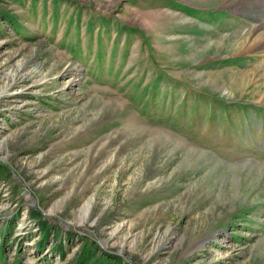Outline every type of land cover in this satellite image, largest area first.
I'll return each instance as SVG.
<instances>
[{
  "label": "rangeland",
  "instance_id": "374dc122",
  "mask_svg": "<svg viewBox=\"0 0 264 264\" xmlns=\"http://www.w3.org/2000/svg\"><path fill=\"white\" fill-rule=\"evenodd\" d=\"M260 44L264 0H0V264H264Z\"/></svg>",
  "mask_w": 264,
  "mask_h": 264
},
{
  "label": "bare ground",
  "instance_id": "6f19581e",
  "mask_svg": "<svg viewBox=\"0 0 264 264\" xmlns=\"http://www.w3.org/2000/svg\"><path fill=\"white\" fill-rule=\"evenodd\" d=\"M251 4V3H250ZM250 6V5H249ZM262 25L263 24H261V27H262ZM229 37V36H228ZM227 39V38H226ZM237 39H240V36L238 35V34H235V35H232V37L230 38V39H228V40H231V41H233V40H236L237 42L239 41V40H237ZM221 40V39H220ZM219 41V40H218ZM229 43H230V41H228ZM225 45V44H224ZM222 46V45H221ZM239 46V45H238ZM213 47V46H212ZM256 50H261L263 53H264V44H260L257 48H255ZM255 49H253V50H255ZM208 50V49H207ZM125 126L127 127L125 130H128V131H133V130H131V129H134V128H132L134 125L132 124V123H130V122H128L127 121V123L125 124ZM249 163H247V165H248ZM242 166H244L245 167V165H246V163H243V164H241ZM250 165V164H249ZM253 165H255V164H253ZM257 165V164H256ZM237 166V165H236ZM241 166V167H242ZM258 166V165H257ZM255 167V166H254ZM257 168V167H256ZM259 169H262V168H264V166L263 165H261V166H259L258 167ZM251 169V168H250ZM253 169V168H252ZM263 170V169H262ZM91 205H92V202L90 201V202H86L84 205H83V207H82V209H81V216H82V219L83 220H85L88 216V213H89V211H90V209H91ZM113 233H115V231H113Z\"/></svg>",
  "mask_w": 264,
  "mask_h": 264
}]
</instances>
